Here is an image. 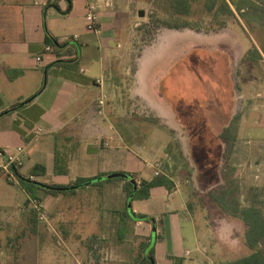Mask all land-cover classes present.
I'll list each match as a JSON object with an SVG mask.
<instances>
[{
	"label": "rangeland",
	"instance_id": "1",
	"mask_svg": "<svg viewBox=\"0 0 264 264\" xmlns=\"http://www.w3.org/2000/svg\"><path fill=\"white\" fill-rule=\"evenodd\" d=\"M122 1L123 12L118 13L115 19L118 41L114 44L121 59L118 66L123 85L119 95L121 108L115 111L116 119L109 115L107 121L114 123L123 141L119 143L104 137L103 140L100 138L91 142V147L101 146L98 152L103 155L111 150L102 147L105 141L110 143L112 150L118 146V150L110 151L115 155L109 160L98 156L82 157L80 153L88 152L78 149L75 158H66L65 164L62 161L59 165H66L72 176H95L106 161L120 170L117 173L129 175L125 172L126 168L135 170L143 167V147V151L150 154V151L161 148L163 155L155 160L161 164V174L171 177L175 185L187 195L199 230L203 228V223L214 232L215 239L212 238L211 242L215 246L218 242V246L220 244L223 248L226 255L223 257L224 262L246 256L251 251L245 243L246 228L243 221L224 214L212 201L210 193L220 192L226 186L223 177L226 171L231 178L230 188L242 205L259 203L264 212V0H231L237 12L235 17L216 18L206 12L204 0H198L192 2L191 15L183 19L173 18L169 0H149L148 4L139 0ZM126 7H131L132 12ZM136 8L145 12L143 17L140 16L141 10L137 14ZM9 17L16 18L12 15ZM182 21L188 22L190 27L177 31L164 26L165 22L174 24ZM136 22L139 25L134 28ZM223 23L226 28L219 29ZM2 36L12 40L14 32L0 31V40ZM151 45L152 49L148 50L146 60L142 63L140 80L144 81V77L147 79L149 75L150 82V77L155 75L154 79L158 81L160 76L169 71L172 62L185 53L190 58V61H186V71H194L187 73L184 96L177 94V65L173 66L171 76L163 79L166 84L162 87V94L165 93L171 101L164 95L165 103L175 110L179 122L171 126L166 125L151 107L140 98L132 97L128 91L137 71V60L143 49ZM252 48L258 49L263 58L243 60ZM221 52L223 56L219 55ZM227 65L231 66L232 79ZM230 106L233 107V116L241 115L238 126L240 141L236 142L229 166L225 169L224 148L220 144L219 134L224 129L222 125L229 116L226 109ZM2 116L3 113H0ZM1 174L0 264L73 263L77 258L72 256L71 242L64 237L55 222L51 230L49 217L39 219L31 200L43 203L44 212L47 213L50 211V201L60 195L59 198L72 206L71 210H78L80 217H98L102 214L98 208L101 202L98 187L64 184L51 187L65 191L57 195L36 189L38 198H35L25 188ZM55 174V177L69 175ZM45 180L38 176L37 181L41 185ZM108 182L116 186L122 181L116 179L102 184ZM128 182L132 181L129 179ZM115 192L116 195L108 198L112 203L106 205L104 215L112 212L113 205H121L120 201L125 203L126 199L122 201L124 197L118 195L117 186ZM171 199L178 201L179 193L173 194ZM128 207L132 208V200L128 202ZM68 215L71 219L76 216L73 213ZM35 227L38 230L44 228L46 237L42 238L43 243L47 248H54L55 254L40 255ZM82 237L87 239L86 235ZM87 242L90 243V240L87 239Z\"/></svg>",
	"mask_w": 264,
	"mask_h": 264
},
{
	"label": "crops",
	"instance_id": "2",
	"mask_svg": "<svg viewBox=\"0 0 264 264\" xmlns=\"http://www.w3.org/2000/svg\"><path fill=\"white\" fill-rule=\"evenodd\" d=\"M48 1L0 0V31L14 32L12 40L2 36L0 42V113H3L0 117V149L15 154L23 148L25 161L21 173L31 174L35 165H44L46 174L42 177L46 180L42 187L51 189L47 186H71L78 178L110 176L120 172L113 164L104 161L95 176H72L64 164L66 158H75L78 149L88 152L80 153L82 157L98 156L109 160L115 155L110 151L118 150V146L112 150L110 143L105 141L102 147L111 150L103 155L98 152L101 146L91 147V142L104 137L119 143L123 141L114 123H108L107 119L109 115L116 119L115 111L121 108L119 95L123 85L118 67L121 59L114 44L118 41L115 19L118 13L123 12L124 3L122 0H65L52 7ZM139 2L148 4L149 0ZM229 2L236 15L234 4L231 0ZM89 3L99 6L100 35L86 29L85 14ZM126 9L132 12L131 7ZM135 10L138 14L141 8ZM10 15L16 18H10ZM138 25L136 22L134 28ZM75 35L79 38L71 40ZM66 38L70 40L66 41ZM48 39L54 43L48 44ZM46 45L55 48L46 52ZM151 47L146 46L137 60V71L128 91L171 126L179 122L175 110L167 106L159 88L165 86L163 79L169 78L173 66L177 65V93L184 96L187 73L194 71H186V61L190 58L185 53L172 62L165 75L160 76V84L159 80L155 81V75L150 77V82L149 75L147 79L144 77V81L140 80L142 63ZM219 55L223 56V53ZM38 56L42 57L41 61H38ZM228 65L227 71L231 69ZM101 99H104V105H100ZM232 110V106L226 109L229 116L223 127L232 119ZM38 129L42 131L39 133ZM143 150V167L135 170L126 168L125 172L136 176V179L151 181L155 175L152 165L156 163V157L163 155V151L159 148L155 152L150 151V154ZM62 161L64 164L61 167ZM57 163L69 175L55 177ZM35 178L38 180V177ZM113 184L108 182L97 186L99 196L102 193L98 205L102 214L98 217H80L78 210H71L72 206L59 198L60 195L50 201L46 217L51 219V230L55 222L71 242L72 256L77 258L73 263L145 264L147 260L151 264L224 262L226 255L223 248L220 244L218 246V242L216 246L212 245L214 232L203 223V228L199 230L189 199L180 187L152 188L148 199L132 200V208H129L124 191L125 181H122L116 186L118 195L124 197L122 201L126 199L125 203L120 201L121 205H113L112 212L104 215L106 205L112 203L108 198L116 195ZM175 193L180 195L178 201L171 199ZM72 213L76 216L71 219L68 214ZM133 214L145 215L149 219H137ZM35 235L39 238L41 256L55 254L54 248H47L43 243L42 238L46 237L44 228L38 230L35 227ZM82 235H86L90 243Z\"/></svg>",
	"mask_w": 264,
	"mask_h": 264
},
{
	"label": "trees",
	"instance_id": "3",
	"mask_svg": "<svg viewBox=\"0 0 264 264\" xmlns=\"http://www.w3.org/2000/svg\"><path fill=\"white\" fill-rule=\"evenodd\" d=\"M198 0H169L168 5L172 10V16L174 19H183V17H188L191 15L192 2ZM204 8L206 12L213 18L219 16H231L234 17L235 14L230 5L229 0H204ZM188 22L182 23H171L165 22L164 26L168 29L181 30L189 26ZM225 24L223 23L219 29H224ZM47 43H54L52 39H48ZM263 56L259 52L258 49L252 48L248 50V52L244 55L243 60H260ZM162 87L159 88L160 93L162 94ZM164 93V92H163ZM178 94V93H177ZM166 96V94L164 93ZM162 94L163 98L165 99ZM179 95V94H178ZM181 95V94H180ZM183 95V94H182ZM167 100L170 101L169 97ZM171 102V101H170ZM241 120V115L236 114L232 117L229 124L224 127V129L219 134V139L221 141V145L224 148L223 152V160L226 163L225 169L229 166V160L233 155L236 142L238 140V126ZM56 164L55 172L56 173H67L65 169H61ZM31 174L35 177L43 176L46 174V167L42 164H37L32 169ZM131 178L136 179V176L129 174ZM106 177L105 175H99L92 178H78L75 181V185H100L106 181H112L116 179H120L121 181H125L124 191L126 193L127 201L136 200V199H148L150 197V191L155 187H167L172 189L175 186V182L166 174H160L159 176H154V179L151 181L143 180L140 187L135 186L132 182H128L122 177H114V178H106L105 180H99L100 178ZM223 177L226 183V186L220 192H212L210 193V198L212 201L218 206V208L226 215L238 218L243 221L245 225V243L247 247L250 249L251 253L247 256L238 258L236 260L223 262L222 264H264V212L262 206L259 203H250V205L244 206L242 205L239 197L235 195L231 186V178L227 175V172H223ZM22 187L26 189V191L35 198H38V193L36 189H43L49 194H59L65 192L63 190H54V189H46L38 184L37 180L34 181H22ZM74 191V190H72ZM101 193V192H100ZM102 196V193L100 194ZM191 209L193 208L190 203ZM193 210V209H192ZM137 219L148 220L149 218L145 215H136L133 214ZM151 254H153L151 252ZM145 264H151L149 260L145 262Z\"/></svg>",
	"mask_w": 264,
	"mask_h": 264
},
{
	"label": "built area",
	"instance_id": "4",
	"mask_svg": "<svg viewBox=\"0 0 264 264\" xmlns=\"http://www.w3.org/2000/svg\"><path fill=\"white\" fill-rule=\"evenodd\" d=\"M65 0H49L48 4L53 6H56ZM85 25L86 29L89 32L95 33L97 35L101 34V28H100V10L97 3H89L87 5V11L85 14ZM79 38L78 35L73 36L71 40H77ZM70 38H66V41H69ZM53 45H46L45 51L50 52L54 50ZM38 61L42 60L41 56H38ZM102 83V82H99ZM100 105H104V99H101L99 101ZM42 129H38V132L40 133ZM24 149L19 148L18 152L13 154L10 152H5L2 149H0V172L5 174L7 178L16 184L22 186V181H34L36 180L35 176L32 174H22L21 170L24 167ZM152 168L154 171V176H159L161 174V164L159 162H156L154 165H152ZM135 184L137 187L141 186L142 180L141 179H134ZM33 202V206L35 210L38 212L39 219H46V213L45 205L41 202H38L36 200H31Z\"/></svg>",
	"mask_w": 264,
	"mask_h": 264
},
{
	"label": "water",
	"instance_id": "5",
	"mask_svg": "<svg viewBox=\"0 0 264 264\" xmlns=\"http://www.w3.org/2000/svg\"><path fill=\"white\" fill-rule=\"evenodd\" d=\"M140 16H141V17L144 16V11H140ZM109 177H110V178H114V177H122V178H124L125 180H129V179H130V181H132L133 184L136 186V184H135V180L132 179V178L130 177V175H126V174H123V173H115V174H111ZM38 184L41 185L40 183H38ZM41 186H42V185H41ZM47 188H51V187H48V186H47Z\"/></svg>",
	"mask_w": 264,
	"mask_h": 264
}]
</instances>
